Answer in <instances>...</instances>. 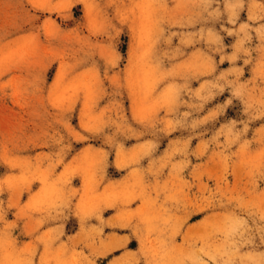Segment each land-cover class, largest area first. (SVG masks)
<instances>
[{
  "label": "rangeland",
  "instance_id": "obj_1",
  "mask_svg": "<svg viewBox=\"0 0 264 264\" xmlns=\"http://www.w3.org/2000/svg\"><path fill=\"white\" fill-rule=\"evenodd\" d=\"M2 224L0 264H264V0H0Z\"/></svg>",
  "mask_w": 264,
  "mask_h": 264
},
{
  "label": "crops",
  "instance_id": "obj_2",
  "mask_svg": "<svg viewBox=\"0 0 264 264\" xmlns=\"http://www.w3.org/2000/svg\"><path fill=\"white\" fill-rule=\"evenodd\" d=\"M11 220H13V217H11ZM28 221H29V220L21 221V222L19 223V225H20L19 230H16V231H15L16 234H17V236H18L19 241H20V242H23V243H25V242H29L30 239H31V237H32V235L37 234V231L35 232V231H33V230L31 231L32 234L29 233V229L26 227L27 224H28V223H27ZM59 225H64L65 228L67 229V227H68V222L66 221V222H64V223L61 224V222H59V221H51V224H49L47 228H49V227L51 226V228L53 229V228H55L56 226H59ZM2 226H3V224L0 226V229H2ZM61 229H62V228H61ZM76 231H77V230H76ZM76 231H74V232H72V233L75 234ZM0 234H1V230H0Z\"/></svg>",
  "mask_w": 264,
  "mask_h": 264
}]
</instances>
